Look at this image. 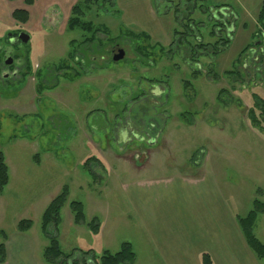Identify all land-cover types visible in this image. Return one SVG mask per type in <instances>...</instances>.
I'll list each match as a JSON object with an SVG mask.
<instances>
[{
	"label": "rangeland",
	"instance_id": "rangeland-1",
	"mask_svg": "<svg viewBox=\"0 0 264 264\" xmlns=\"http://www.w3.org/2000/svg\"><path fill=\"white\" fill-rule=\"evenodd\" d=\"M40 1L39 12L36 6L30 9L32 19L17 24L11 11L23 7L24 0H0L2 48L7 32L20 30L29 36L15 46L18 51L12 48L10 55L19 59L17 67L0 65V151L11 178L3 207L0 204L7 212L4 218L0 215V228L14 230L18 217H30L28 234L35 235L42 256L48 238L41 231L39 209L67 185L69 194L56 232L60 249L64 253L92 249L99 256L103 249L118 251L127 241L133 243L135 263L145 264L149 250L128 205L123 187L128 179L211 173L235 214L245 216L255 199L264 202V124L254 126L247 117L252 94L264 97V62L255 59L258 50L242 53L253 43L251 23L237 27L223 51L212 58L201 57L198 68L203 74L195 79L187 62L177 58L172 62L177 59L180 69L166 59L151 66L132 62V48L123 40L119 44L106 41L102 32L90 49L79 47L75 57L79 63L68 61L72 69H66L64 75L55 68L66 60L69 41L82 40V34L67 29L68 8L62 9L57 2L46 11ZM99 1L100 6L87 17L106 25L109 36H117L124 24L118 5ZM202 2L219 5L224 1ZM192 17L203 22L199 27L202 39L215 41L209 34L212 21L208 14L196 8ZM171 20L165 17L167 30ZM115 46L125 50L119 58L112 53ZM26 48L30 50L29 68L22 76ZM210 65L216 79L206 74ZM234 69L243 72L240 80L223 75ZM75 71L81 74L74 76ZM140 75L161 80L156 95L151 93L155 88ZM185 79L190 80V92L195 91L192 99L184 94ZM165 88L170 92L167 97ZM221 88L234 100L220 103L217 94ZM182 111L193 114L191 123L182 121ZM90 156L103 164L93 166L96 178L82 169ZM72 200L83 203L84 224L73 222ZM94 216L102 223L99 234L86 225ZM254 234L264 242V213L256 219Z\"/></svg>",
	"mask_w": 264,
	"mask_h": 264
},
{
	"label": "trees",
	"instance_id": "trees-1",
	"mask_svg": "<svg viewBox=\"0 0 264 264\" xmlns=\"http://www.w3.org/2000/svg\"><path fill=\"white\" fill-rule=\"evenodd\" d=\"M102 1H107L110 4H114L115 2V0ZM202 1L204 0L151 1L152 8L156 15L164 19L166 16L172 18V25L171 28H169L171 36L170 41L167 45H162L159 42H154L147 32L133 30L130 27L124 26V24L119 28L117 36H109V28L106 25L95 24L92 19L87 17L89 12H92L94 8L100 6V1L76 0L71 6L66 27L68 30H79L82 34V40L76 41V39L73 38L69 41L70 50L67 54L66 60H62L55 70H63V74L65 75L66 69H72V65L66 64L68 61L70 63H79L75 62L79 47L81 48L84 46L85 49H90L89 47L98 41L97 34L102 32L106 35V41L108 40L110 43H122L124 41L128 44V47L132 48V62L151 66L158 64L162 59L172 62L177 58L181 60V62H187L186 64L189 66L190 70L189 74L195 79L203 74V70L198 68L199 63L201 62L200 58L204 56L212 58L216 53L223 51L227 47L235 31L238 19V14L235 8L230 4L221 3L219 5H205ZM25 2L31 4L32 0H25ZM196 8H199L202 12L208 14L209 19L212 21L209 34L216 38L215 41L205 42L202 39L199 27L203 22L196 21L192 17V13ZM117 13L120 15L119 9L117 10ZM11 16L17 23L23 24L28 21L29 13L24 8H15L12 11ZM251 38L253 43H249L242 53L246 49H254L253 51L258 50L255 59L264 62V0L260 5L256 18V28L252 32ZM123 51L125 52V50ZM29 52L30 50L26 48L24 54V69H26V71L22 72V76H24L25 73H28ZM2 59L3 50L0 39V65L2 64ZM177 59L176 62H172V65L175 68L180 69V63ZM80 74L81 73L78 71L73 73L74 76H79ZM206 74L212 77V79L217 78V74L212 70L211 65L210 69L207 68ZM242 74L243 72L241 69H234L225 71L223 75H226L227 77H235L240 80ZM139 78L141 80H146L151 88H155V90H151V93L155 95L157 94L156 89L158 85H162L160 83L161 80H158V78H147L143 75H140ZM182 85L186 97L192 99L195 95V91L190 92L192 90L190 80H183ZM39 91L38 87V92ZM163 91L165 97L169 96L170 92L168 91V88L163 89ZM139 94L142 95L144 92ZM227 98H229V101L234 100L231 95H228L227 89L221 88L217 94L218 101L220 103H227ZM137 99H140V96H137ZM252 99V106L247 111V117L252 125L261 126L264 124V97L257 93H253ZM168 102L169 101H166V103ZM179 115L182 121L191 123L192 113L182 111ZM153 126L154 124H151V127ZM96 165L103 166L98 157L90 156L82 163V169L92 175L93 178H96L95 168L93 167ZM8 181L9 169L5 162L4 154L0 151V194L6 187ZM68 194V186L64 185L61 191L50 200L42 212L41 231L48 238V244L44 247L42 254L45 262L48 264H133L135 262L136 254L132 244L127 241L121 243L118 251L111 252L105 249L99 256H97L92 249L81 250L75 248L68 253H64L60 249L56 232L60 224V211L64 203L67 201ZM69 208L73 216V222L75 224H84L85 214L83 203L79 200H72L69 203ZM261 213H264V202L255 199L253 201V207L245 216L236 215L235 217L249 248L264 264V242L254 234V225L258 215ZM31 225L32 220L23 218L17 222L16 229L24 232L29 230ZM86 225L92 232L97 233L100 227L99 218L97 216L92 217ZM6 239L7 232L0 229V263L4 262L6 259ZM200 262L201 264H213L212 258L207 252L201 253Z\"/></svg>",
	"mask_w": 264,
	"mask_h": 264
},
{
	"label": "crops",
	"instance_id": "crops-1",
	"mask_svg": "<svg viewBox=\"0 0 264 264\" xmlns=\"http://www.w3.org/2000/svg\"><path fill=\"white\" fill-rule=\"evenodd\" d=\"M43 1L46 11L56 7L57 2L61 4L62 9L68 8L67 19L71 6L76 2V0ZM151 1L115 0V3L120 10V20L124 24L145 31L154 42L166 45L170 41L168 27L165 19L154 13ZM234 1L233 4L229 2L228 4L233 6L238 14L235 29L251 23L252 34L263 0ZM40 3V0H32L31 4L25 2L24 6L20 7L29 13L26 23L32 19L30 9L36 6L39 12ZM131 179H128L123 187L130 211L135 215L141 228L140 237L148 246L149 259L145 264H201L200 255L203 252L211 256L213 264H263L246 243L236 221L237 214L228 205L217 180L211 173L190 172L188 175L179 174L168 179L160 177ZM10 185L9 175V181L0 194L2 207V202H5L4 192ZM52 198L40 207L41 213ZM6 213L5 209H0L1 218L6 217ZM23 218L30 219L18 217L14 221L15 229L6 231V259L0 264L47 263L38 250L35 235L28 234L30 229L24 232L16 229L17 222ZM101 224L100 221V229L96 234L100 233Z\"/></svg>",
	"mask_w": 264,
	"mask_h": 264
},
{
	"label": "flooded vegetation",
	"instance_id": "flooded-vegetation-1",
	"mask_svg": "<svg viewBox=\"0 0 264 264\" xmlns=\"http://www.w3.org/2000/svg\"><path fill=\"white\" fill-rule=\"evenodd\" d=\"M21 31L20 30H17V31H14V32H7L6 34H5V40H2V41H4V43H6L4 46H3V48H2V50H3V59H2V65L5 67V66H8V68H16L17 67V63L16 62H18L19 61V59L17 58V56L16 55H14L13 57H12V55H10V54H12V52L14 53V51H12V50H14V49H12V48H16L15 46H17V45H19L21 42H22V40L19 38L18 40H16V38H17V36L19 35V33H20ZM13 42V43H12ZM6 48H8L9 49V55L8 56H6L5 55V53H4V51H5V49ZM18 48H16V50L15 51H18L17 50ZM12 51V52H11ZM113 53V52H112ZM23 54V53H22ZM16 56V57H15ZM22 56V55H21ZM18 59V60H17ZM6 61L7 62H9L8 64H6ZM16 70H13V72H15Z\"/></svg>",
	"mask_w": 264,
	"mask_h": 264
},
{
	"label": "water",
	"instance_id": "water-1",
	"mask_svg": "<svg viewBox=\"0 0 264 264\" xmlns=\"http://www.w3.org/2000/svg\"><path fill=\"white\" fill-rule=\"evenodd\" d=\"M19 38L22 40V42H26L29 39V36L26 32L21 31L19 33V35L17 36L16 40H18ZM112 52H113L115 58H119L124 53L123 49L120 47H117V46L112 48ZM4 53L6 56H8L9 55V49L6 48ZM8 63L9 62L6 61V64H8Z\"/></svg>",
	"mask_w": 264,
	"mask_h": 264
}]
</instances>
